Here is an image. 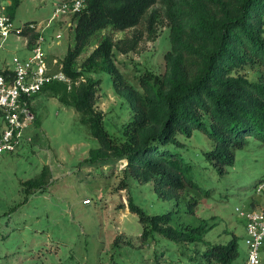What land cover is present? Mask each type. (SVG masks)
I'll return each instance as SVG.
<instances>
[{"label": "rangeland", "instance_id": "obj_1", "mask_svg": "<svg viewBox=\"0 0 264 264\" xmlns=\"http://www.w3.org/2000/svg\"><path fill=\"white\" fill-rule=\"evenodd\" d=\"M61 1L21 0L13 24L33 19L46 24ZM6 4L0 0V11ZM153 7L160 14L154 36L149 35L147 18L123 30L108 26L92 35L76 66L110 35L119 43L113 48L114 63L127 83L142 90L140 76L148 70L164 73L165 55L172 47L165 7L161 0ZM75 24L74 14L68 13L45 28L43 46L51 58L63 59L74 45ZM135 37V48H120L128 47ZM12 41L0 49L8 61L13 53L21 54ZM238 72L260 80L264 66L247 64ZM87 77L99 79L95 107L104 112L107 130L122 138L123 125L133 115L129 99L116 87L112 73L86 71L80 79ZM33 107L36 121L26 131L32 140L16 152L0 153V264H198L201 260L220 264L203 259L202 251L208 242L225 243L233 234L238 235L240 255L229 264L246 257L245 219L236 206L264 204V191L257 192V182L264 178L262 139L250 137L236 150L234 163L220 171L203 155L214 146L203 130L195 129L191 136L179 134L180 153L194 164L196 179L206 190L189 192L199 201L190 212L191 196L184 198L177 221L198 224L204 219L206 231L202 241L178 243L161 233L144 238V223L129 207L131 196L145 212L163 213L178 208L175 198L161 196L153 180L145 182L135 176L126 157L88 160L90 149L99 146L98 139L81 120V113L50 90L39 92ZM44 168L46 183L27 192L23 181L38 177ZM260 257L264 264V240Z\"/></svg>", "mask_w": 264, "mask_h": 264}, {"label": "trees", "instance_id": "obj_2", "mask_svg": "<svg viewBox=\"0 0 264 264\" xmlns=\"http://www.w3.org/2000/svg\"><path fill=\"white\" fill-rule=\"evenodd\" d=\"M10 1L7 11L14 18L21 0ZM161 1L172 47L165 55L164 73L148 70L140 76L142 90L127 83L114 63L113 48L119 43L110 35L99 41L81 65L76 66V60L92 35L108 26L123 30L147 18L149 35L154 36L160 17L153 7L157 0H86V6L74 13L75 43L63 58V69L73 80L71 87L54 80L42 91L50 90L81 113V120L99 141L90 149L88 160L126 157L135 176L153 180L161 196L175 198L177 209L149 214L129 197L130 210L138 212L144 223V238L161 233L178 243L197 242L204 239V219L179 224L176 215L187 196H191L188 210L194 212L199 200L189 192L206 189L196 179L194 164L180 153L179 134L191 136L195 129L203 130L214 142L203 155L220 171L234 163L236 150L250 137L264 141V75L253 80L238 72L247 64L264 66V0ZM22 33L30 41L38 34L27 26ZM137 40L120 48H135ZM98 70L112 73L116 87L130 101L133 115L123 125L122 138L107 130L104 112L95 107L99 79H80L86 71ZM45 174L44 168L38 177L24 180L26 191L44 185ZM239 255L237 234L225 243L208 242L202 251L203 259L220 264H229Z\"/></svg>", "mask_w": 264, "mask_h": 264}, {"label": "built area", "instance_id": "obj_3", "mask_svg": "<svg viewBox=\"0 0 264 264\" xmlns=\"http://www.w3.org/2000/svg\"><path fill=\"white\" fill-rule=\"evenodd\" d=\"M6 1V6L1 7L0 11V49L11 43L12 35H17L23 39L28 54L15 52L11 55L9 50L11 60L8 61L0 51V153L16 152L24 143L32 140L26 131L36 121L33 100L46 84L60 80L71 87L73 80L63 69V59L51 58L45 51L43 31L57 17L74 14L86 6V0H62L55 6L46 24L42 20H33L15 26L7 11L11 1ZM26 26L38 33L33 41L22 33ZM57 37H60V33ZM263 191L264 178L257 182V192ZM236 211L245 219L248 249L246 257L238 264H263L260 248L264 240V204L238 205Z\"/></svg>", "mask_w": 264, "mask_h": 264}, {"label": "crops", "instance_id": "obj_4", "mask_svg": "<svg viewBox=\"0 0 264 264\" xmlns=\"http://www.w3.org/2000/svg\"><path fill=\"white\" fill-rule=\"evenodd\" d=\"M12 46L14 45V44H16L15 46V48L18 50V51H20L22 54H24V55H26V54H28V51L24 48V46H23V44H24V41H23V39H21V38H18L17 37V35H14L13 36V38H12ZM15 41H16V43H15ZM20 42V45H18V43ZM34 101H35V97H34V100H33V104H34Z\"/></svg>", "mask_w": 264, "mask_h": 264}]
</instances>
